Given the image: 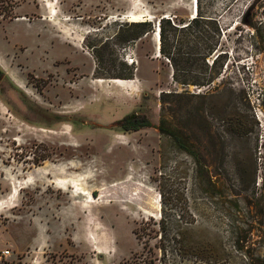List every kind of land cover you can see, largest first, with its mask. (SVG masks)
<instances>
[{
    "label": "rangeland",
    "instance_id": "1",
    "mask_svg": "<svg viewBox=\"0 0 264 264\" xmlns=\"http://www.w3.org/2000/svg\"><path fill=\"white\" fill-rule=\"evenodd\" d=\"M200 2L226 54L206 88L176 84L157 49L159 20L192 19L198 0H0V264H214L160 250L162 219L220 264H256L264 215L239 226L243 251L234 219L243 183L264 195V0ZM133 114L151 127L123 130ZM161 119L224 194H206Z\"/></svg>",
    "mask_w": 264,
    "mask_h": 264
},
{
    "label": "trees",
    "instance_id": "2",
    "mask_svg": "<svg viewBox=\"0 0 264 264\" xmlns=\"http://www.w3.org/2000/svg\"><path fill=\"white\" fill-rule=\"evenodd\" d=\"M135 27H138V33L135 36L138 40L153 32L152 22H141L136 24ZM159 29L160 56L167 59L171 64L173 68L172 77L176 84L183 87L196 86L199 88H206L210 87L217 79H219L222 67V65H220V59L223 55H226L219 52V49H221L222 46L223 30L217 19L204 15L200 0H198L197 14L195 17L193 16L192 19L187 21L179 20L177 15L171 19L163 18L159 20ZM177 33H182V37L181 39H176L177 44L176 47H174ZM173 48H175L176 51L178 49V51L173 53ZM216 51L218 54L213 56ZM133 76V69H130L127 76L118 75L113 77L116 80L122 79L124 81H130L133 80ZM167 95L171 94L162 92V99L167 97ZM121 125L125 131H137L144 127H151V122L145 115L138 114L137 116L133 114L125 117L122 120ZM160 132L162 135L172 138L175 146L180 151L197 160V152L195 151L194 146L186 139L180 130L173 128L165 119L160 120ZM197 163L200 165L198 173L200 174V178L203 179V184L207 191L206 194L213 198H217L224 194L223 190H220L218 183L216 182L217 176L210 172L208 167H201L199 160H197ZM249 185L250 184L245 185L243 183L242 189L240 190L241 194H239L243 196L237 201L238 212L234 219V222L238 225V227H236L237 234L240 229L239 226L246 224L249 221H255L256 218L260 219L264 215V195L261 194L260 198H255L256 193L253 191L252 195L250 194ZM255 209L256 211H254ZM259 224H262L261 220L259 221ZM158 226L162 231L159 240L160 244L158 246L160 250L166 252V244H169L173 248H177L182 254L187 251L201 261H210V259H213L214 264H220L217 260L218 254L216 253V248L208 247L205 243L195 246H191L188 243L189 246H185L187 244L182 242L183 238H168L166 236L168 225L163 219L158 223ZM238 235L244 236L241 239H237L235 250L243 251L244 247L242 244L247 241L248 232L239 233ZM260 245H262V252L258 260H256V264H264V237L261 238ZM245 257L247 258V256Z\"/></svg>",
    "mask_w": 264,
    "mask_h": 264
},
{
    "label": "built area",
    "instance_id": "3",
    "mask_svg": "<svg viewBox=\"0 0 264 264\" xmlns=\"http://www.w3.org/2000/svg\"><path fill=\"white\" fill-rule=\"evenodd\" d=\"M10 251H1L0 252V263L3 262L5 259H7L10 256Z\"/></svg>",
    "mask_w": 264,
    "mask_h": 264
},
{
    "label": "bare ground",
    "instance_id": "4",
    "mask_svg": "<svg viewBox=\"0 0 264 264\" xmlns=\"http://www.w3.org/2000/svg\"><path fill=\"white\" fill-rule=\"evenodd\" d=\"M196 3H197V0H195V4ZM195 8H197V7H195ZM196 13H197V10H196ZM194 14H195V11H194ZM131 21L135 22L136 20H135V18H133ZM157 46H158L157 49L160 50V34L157 35Z\"/></svg>",
    "mask_w": 264,
    "mask_h": 264
},
{
    "label": "crops",
    "instance_id": "5",
    "mask_svg": "<svg viewBox=\"0 0 264 264\" xmlns=\"http://www.w3.org/2000/svg\"><path fill=\"white\" fill-rule=\"evenodd\" d=\"M10 256H11V255H10ZM10 256H9V257H10ZM9 257H8V258H9ZM8 258H7V259H8ZM1 263H3V262H1Z\"/></svg>",
    "mask_w": 264,
    "mask_h": 264
},
{
    "label": "water",
    "instance_id": "6",
    "mask_svg": "<svg viewBox=\"0 0 264 264\" xmlns=\"http://www.w3.org/2000/svg\"><path fill=\"white\" fill-rule=\"evenodd\" d=\"M159 51V50H158ZM160 53V52H159Z\"/></svg>",
    "mask_w": 264,
    "mask_h": 264
}]
</instances>
